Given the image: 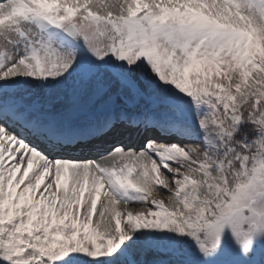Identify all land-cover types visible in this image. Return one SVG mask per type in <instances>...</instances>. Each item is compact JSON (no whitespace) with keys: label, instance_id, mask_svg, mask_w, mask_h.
<instances>
[{"label":"snow or ice","instance_id":"obj_1","mask_svg":"<svg viewBox=\"0 0 264 264\" xmlns=\"http://www.w3.org/2000/svg\"><path fill=\"white\" fill-rule=\"evenodd\" d=\"M0 264H264V0H0Z\"/></svg>","mask_w":264,"mask_h":264},{"label":"rangeland","instance_id":"obj_2","mask_svg":"<svg viewBox=\"0 0 264 264\" xmlns=\"http://www.w3.org/2000/svg\"><path fill=\"white\" fill-rule=\"evenodd\" d=\"M136 210H141V209H136Z\"/></svg>","mask_w":264,"mask_h":264},{"label":"bare ground","instance_id":"obj_3","mask_svg":"<svg viewBox=\"0 0 264 264\" xmlns=\"http://www.w3.org/2000/svg\"><path fill=\"white\" fill-rule=\"evenodd\" d=\"M134 210H136V209H134Z\"/></svg>","mask_w":264,"mask_h":264}]
</instances>
